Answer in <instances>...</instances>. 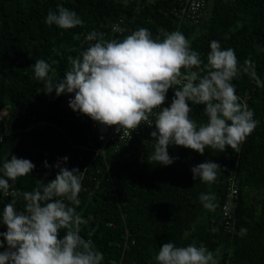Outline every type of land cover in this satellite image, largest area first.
Segmentation results:
<instances>
[{"label":"trees","instance_id":"trees-1","mask_svg":"<svg viewBox=\"0 0 264 264\" xmlns=\"http://www.w3.org/2000/svg\"><path fill=\"white\" fill-rule=\"evenodd\" d=\"M172 1L0 0V110L6 111L11 131L0 142V167L11 155L35 165L32 173L14 182L10 194L0 191V213L14 198L12 191H32L41 180L53 179L58 171L54 165L66 156L68 161L62 166L83 172L77 212L92 217L80 235L103 253L102 264H156L154 257L167 242L178 247L193 242L203 245L214 253L218 264H263L264 88L246 74L233 80L241 102L259 121L238 152L208 148L201 155L171 145L169 155L176 159L170 166H162L146 160L154 150L152 141L137 155L128 152L122 157L121 151L114 152L108 144L102 153L94 152L102 144L101 135L95 132L98 124L65 109L73 94H45L30 67L35 60L44 59L54 69L50 72L53 80L59 81L70 67L67 58L78 54L87 33L94 30L105 39L122 40L146 28L155 39L162 28L180 31L205 62L213 40L223 49H234L239 64L250 59L264 81V0H210L206 16L193 23H178L171 16ZM57 5L74 10L83 26L61 30L45 24L48 11ZM173 96L174 90L169 89L163 107L170 105ZM189 106L197 123L206 122L203 105ZM1 129L0 124V136ZM207 160L224 169L211 186L192 179L191 168ZM44 161L53 167L45 168ZM229 168H235L237 188L235 232L231 235L224 232L219 212ZM202 192L215 194V212L201 205L198 197ZM23 205V199H18L16 207L22 210ZM241 228L247 229L245 235H240ZM6 230L0 223V232ZM4 250L0 248V252Z\"/></svg>","mask_w":264,"mask_h":264},{"label":"clouds","instance_id":"clouds-1","mask_svg":"<svg viewBox=\"0 0 264 264\" xmlns=\"http://www.w3.org/2000/svg\"><path fill=\"white\" fill-rule=\"evenodd\" d=\"M44 22L61 30L84 23L63 5L50 9ZM159 32L153 39L148 29L139 28L122 40H108L93 30L85 35L78 54L67 58L70 67L59 81L53 80L50 72L54 69L44 59L35 60L30 67L45 94H73L68 106L90 117L102 132L114 127L130 140L141 125L154 128L150 132L154 150L146 158L149 164H173L176 157L169 155L171 145L201 155L208 148L238 152L259 121L241 102L233 80L246 74L264 88L255 64L248 59L240 65L235 50L223 49L216 40L210 42L205 62L180 31L161 28ZM169 89L174 90V96L169 106L162 107ZM190 104L204 106L206 122L197 123L191 117ZM67 161L66 156L58 159L55 177L46 183L41 180L32 191H12L14 198L0 213V223L7 229L0 232V248L5 249L0 252V264H102L103 253L80 235L82 226L92 219L77 212L83 172L62 166ZM44 167L53 166L44 161ZM34 168L28 159L15 155L5 159L0 167V191L7 195L14 182ZM221 170L219 164L207 160L191 168L192 179L211 186ZM20 198L22 210L16 207ZM198 199L204 209L215 212L214 193L202 192ZM246 233L247 229H240V235ZM154 260L156 264H218L212 251L195 242L182 247L164 243Z\"/></svg>","mask_w":264,"mask_h":264},{"label":"built area","instance_id":"built-area-1","mask_svg":"<svg viewBox=\"0 0 264 264\" xmlns=\"http://www.w3.org/2000/svg\"><path fill=\"white\" fill-rule=\"evenodd\" d=\"M220 1L227 2L233 0ZM209 3L210 0H173L170 14L178 23L181 20L190 23L198 22L203 15L206 16ZM111 31H115V27H112ZM5 115L6 111L0 110V124L2 128V135L0 137H5L11 133L8 129V122L5 119ZM152 130H154V128L150 129L147 125H141L136 131L131 133L132 138L128 140L126 133H116L114 127H110L102 132L100 126L97 125L95 132L103 135L104 139L102 140L101 146L94 150V152L102 153L104 145L108 144L112 147L114 152L121 151L122 157H125L128 152L137 155L141 149L146 148L149 142L152 141L150 136ZM225 186V197L223 203L220 205L219 212L223 222L224 232L231 235L235 232L234 210L236 208L237 195L235 168H229L227 170ZM8 194H10V192ZM108 226H110V224H108Z\"/></svg>","mask_w":264,"mask_h":264},{"label":"rangeland","instance_id":"rangeland-1","mask_svg":"<svg viewBox=\"0 0 264 264\" xmlns=\"http://www.w3.org/2000/svg\"><path fill=\"white\" fill-rule=\"evenodd\" d=\"M66 95L69 96L70 94H66ZM65 109L72 110L69 106L68 107H65Z\"/></svg>","mask_w":264,"mask_h":264},{"label":"water","instance_id":"water-1","mask_svg":"<svg viewBox=\"0 0 264 264\" xmlns=\"http://www.w3.org/2000/svg\"><path fill=\"white\" fill-rule=\"evenodd\" d=\"M264 264V263H263Z\"/></svg>","mask_w":264,"mask_h":264}]
</instances>
